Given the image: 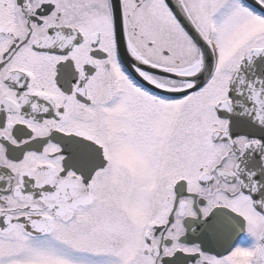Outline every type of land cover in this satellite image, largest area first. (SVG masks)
<instances>
[{"label":"snow or ice","instance_id":"1","mask_svg":"<svg viewBox=\"0 0 264 264\" xmlns=\"http://www.w3.org/2000/svg\"><path fill=\"white\" fill-rule=\"evenodd\" d=\"M0 264H264V0H0Z\"/></svg>","mask_w":264,"mask_h":264}]
</instances>
